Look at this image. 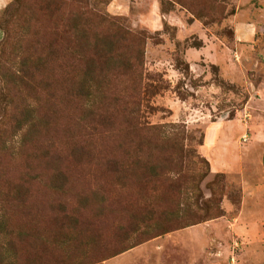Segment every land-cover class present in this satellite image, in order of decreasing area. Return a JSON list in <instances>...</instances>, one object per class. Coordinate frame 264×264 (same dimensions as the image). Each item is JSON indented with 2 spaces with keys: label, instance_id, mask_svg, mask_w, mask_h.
Listing matches in <instances>:
<instances>
[{
  "label": "rangeland",
  "instance_id": "1",
  "mask_svg": "<svg viewBox=\"0 0 264 264\" xmlns=\"http://www.w3.org/2000/svg\"><path fill=\"white\" fill-rule=\"evenodd\" d=\"M0 253L264 264V0H0Z\"/></svg>",
  "mask_w": 264,
  "mask_h": 264
},
{
  "label": "trees",
  "instance_id": "2",
  "mask_svg": "<svg viewBox=\"0 0 264 264\" xmlns=\"http://www.w3.org/2000/svg\"><path fill=\"white\" fill-rule=\"evenodd\" d=\"M0 258H2V259H3V255H2V253H0ZM2 259H1V260H2Z\"/></svg>",
  "mask_w": 264,
  "mask_h": 264
}]
</instances>
